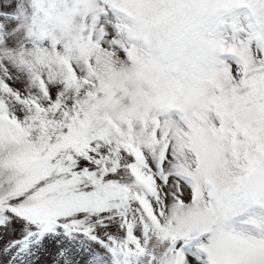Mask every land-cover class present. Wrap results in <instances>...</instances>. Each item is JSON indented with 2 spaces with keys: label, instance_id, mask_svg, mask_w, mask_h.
Wrapping results in <instances>:
<instances>
[{
  "label": "snow or ice",
  "instance_id": "6c2138e0",
  "mask_svg": "<svg viewBox=\"0 0 264 264\" xmlns=\"http://www.w3.org/2000/svg\"><path fill=\"white\" fill-rule=\"evenodd\" d=\"M0 264H264V0H0Z\"/></svg>",
  "mask_w": 264,
  "mask_h": 264
}]
</instances>
